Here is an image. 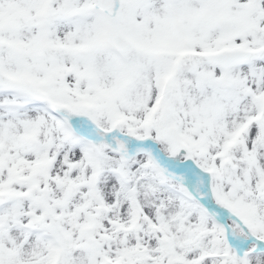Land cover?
Listing matches in <instances>:
<instances>
[{
    "label": "snow or ice",
    "instance_id": "1",
    "mask_svg": "<svg viewBox=\"0 0 264 264\" xmlns=\"http://www.w3.org/2000/svg\"><path fill=\"white\" fill-rule=\"evenodd\" d=\"M0 264H264V0H0Z\"/></svg>",
    "mask_w": 264,
    "mask_h": 264
}]
</instances>
